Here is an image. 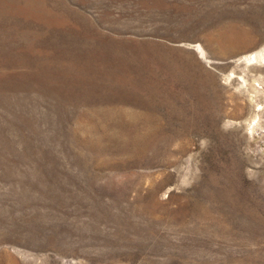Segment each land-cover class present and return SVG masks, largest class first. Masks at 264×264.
<instances>
[{
    "label": "rangeland",
    "instance_id": "374dc122",
    "mask_svg": "<svg viewBox=\"0 0 264 264\" xmlns=\"http://www.w3.org/2000/svg\"><path fill=\"white\" fill-rule=\"evenodd\" d=\"M262 52L264 0H0V264H264Z\"/></svg>",
    "mask_w": 264,
    "mask_h": 264
},
{
    "label": "bare ground",
    "instance_id": "6f19581e",
    "mask_svg": "<svg viewBox=\"0 0 264 264\" xmlns=\"http://www.w3.org/2000/svg\"><path fill=\"white\" fill-rule=\"evenodd\" d=\"M264 55V52H262L261 54H260V56H263ZM259 57H258V55L257 54H248V55H246V56H244V61H246V62H249V61H251V60H253V59H258Z\"/></svg>",
    "mask_w": 264,
    "mask_h": 264
}]
</instances>
